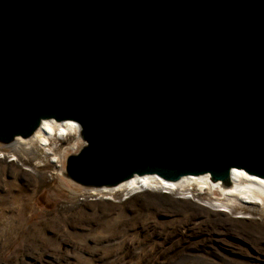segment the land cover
I'll use <instances>...</instances> for the list:
<instances>
[{"label": "water", "instance_id": "water-1", "mask_svg": "<svg viewBox=\"0 0 264 264\" xmlns=\"http://www.w3.org/2000/svg\"><path fill=\"white\" fill-rule=\"evenodd\" d=\"M46 119L85 187L264 178V0H0V143Z\"/></svg>", "mask_w": 264, "mask_h": 264}, {"label": "rangeland", "instance_id": "rangeland-1", "mask_svg": "<svg viewBox=\"0 0 264 264\" xmlns=\"http://www.w3.org/2000/svg\"><path fill=\"white\" fill-rule=\"evenodd\" d=\"M78 136L72 148L55 135L48 156L0 143V264H264V207L230 215L205 195L79 185L65 176Z\"/></svg>", "mask_w": 264, "mask_h": 264}, {"label": "bare ground", "instance_id": "bare-ground-1", "mask_svg": "<svg viewBox=\"0 0 264 264\" xmlns=\"http://www.w3.org/2000/svg\"><path fill=\"white\" fill-rule=\"evenodd\" d=\"M72 134V135H71ZM65 139L68 137L72 141V148L80 147L78 125L73 121L57 122L53 119H46L41 122L40 127L28 138L17 137L11 144V152L14 154L37 155L38 149L42 148L45 155H55L51 143H55L54 136ZM71 135V136H68ZM28 139L27 141H23ZM76 144V145H75ZM9 145V144H8ZM80 145V146H79ZM60 150L58 153L61 159ZM53 156L52 161L57 160ZM61 166V165H60ZM197 188L198 193H194ZM94 189L111 190L113 192L124 190L127 195L141 193L147 190L161 189L165 193L178 191L184 198H196L206 196L204 206L222 213L235 214L245 206L264 207V178H260L244 172L243 170H233L230 173L228 185L213 182L208 174L200 176H189L179 181H165L154 175L134 177L116 187H103ZM116 189V190H115ZM103 191V190H102ZM190 193V196L187 195Z\"/></svg>", "mask_w": 264, "mask_h": 264}, {"label": "built area", "instance_id": "built-area-1", "mask_svg": "<svg viewBox=\"0 0 264 264\" xmlns=\"http://www.w3.org/2000/svg\"><path fill=\"white\" fill-rule=\"evenodd\" d=\"M63 122H64V121H63ZM73 122H74V121H73ZM75 124L78 125V130H79V132H80V130H81L80 125H79L77 122H75Z\"/></svg>", "mask_w": 264, "mask_h": 264}]
</instances>
